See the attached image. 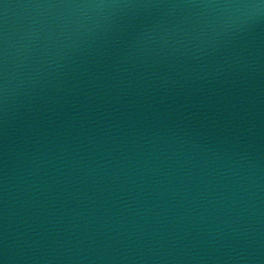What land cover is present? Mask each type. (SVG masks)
<instances>
[{
    "label": "water",
    "instance_id": "1",
    "mask_svg": "<svg viewBox=\"0 0 264 264\" xmlns=\"http://www.w3.org/2000/svg\"><path fill=\"white\" fill-rule=\"evenodd\" d=\"M0 264H264V0H0Z\"/></svg>",
    "mask_w": 264,
    "mask_h": 264
}]
</instances>
